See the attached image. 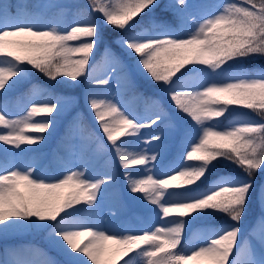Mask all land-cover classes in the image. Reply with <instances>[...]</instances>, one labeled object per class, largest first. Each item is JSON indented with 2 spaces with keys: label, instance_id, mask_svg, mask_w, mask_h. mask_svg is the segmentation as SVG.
Listing matches in <instances>:
<instances>
[{
  "label": "snow or ice",
  "instance_id": "6c2138e0",
  "mask_svg": "<svg viewBox=\"0 0 264 264\" xmlns=\"http://www.w3.org/2000/svg\"><path fill=\"white\" fill-rule=\"evenodd\" d=\"M45 7L0 0V144L9 146L0 149V236L47 231L63 259L45 264H264V213L259 254L240 239L251 207L264 205L256 179L264 177V69L244 67L264 59V0H89L90 17L67 29ZM102 45L111 74L125 71L121 57L131 60L129 83L150 78L159 106L145 119L90 91L114 159L104 169L68 160L49 175L28 153L55 131L63 99L49 94L12 119L9 98L37 75L52 88L84 79L107 88L111 74L97 77L93 67ZM194 73L201 82L187 78ZM226 114L239 118L223 125ZM121 177L104 224L101 201ZM132 206L143 224L117 222ZM6 254L0 264H32L22 250Z\"/></svg>",
  "mask_w": 264,
  "mask_h": 264
},
{
  "label": "trees",
  "instance_id": "16d2710c",
  "mask_svg": "<svg viewBox=\"0 0 264 264\" xmlns=\"http://www.w3.org/2000/svg\"><path fill=\"white\" fill-rule=\"evenodd\" d=\"M7 3H23L26 5L27 10L35 11L36 5L40 4L41 0H4ZM89 0H57L52 5H46L43 9L52 19L56 21V26L62 28H69L78 19L85 20L90 17ZM145 27H151L146 25L138 27L137 31H144ZM107 35L114 36L115 33L108 29ZM111 52L120 56V49L118 45L113 44ZM109 57L104 51L102 45L100 49L95 53V62L93 67L95 68L94 75L97 77H105V74L109 68ZM132 65V61L126 57H121V66L125 71L120 72L124 74L125 90L121 94L120 102L125 103L130 100L129 112L141 117L145 112L153 113L158 108L159 97L157 95V87L151 81L150 78H146L143 75L136 74L131 76L132 83H129L130 73L127 69ZM246 69L251 68L255 71L264 69V59L252 61L244 66ZM31 79V78H30ZM51 82L42 75H37L36 79L31 83L25 82L15 90L14 94L9 98L10 112L12 115L22 114L26 115L23 109L31 107V102L35 99L45 100L49 97V94L60 97L63 99L65 107L60 116L56 120L55 131L49 136L47 140L39 145L30 146L34 149H38L36 152L28 153L29 156L35 155L38 157V162L42 164L43 168L49 175H55V160L61 159L66 162V152L76 147H81L83 152V158L91 151L95 146L99 150V157L95 161L94 166L96 169H103L106 165L110 164L114 159V154L109 155L104 152V145L101 141H105L106 138L99 128L92 111L89 108L87 97L89 92L92 91L99 98L111 99L112 87L109 84L107 88L102 89H90L87 79H84L80 84H61L55 88L50 87ZM246 111V110H245ZM254 116V115H253ZM227 118H221L222 124L227 125L229 121H232L233 116L226 114ZM257 118V117H256ZM39 119V117H37ZM9 147L0 144V149ZM29 147V146H22ZM179 146H177V151ZM13 151H17L13 149ZM2 155V153H0ZM175 156V153L171 156L168 163H170ZM108 158V163L102 165V160ZM122 171V170H121ZM257 183L264 182V177L257 175ZM123 186L122 177L118 179L117 184L109 186L108 190L114 191L119 195V189ZM261 204L257 202L254 204L247 216L244 218L241 224L242 237L247 235L248 227L254 222L255 217L261 213ZM4 242H10L14 245L25 247H37L49 251L54 257V260H62L60 252L51 244L48 238V232L44 230H25L18 233H11L7 236H0V246ZM0 260L3 259V255H0Z\"/></svg>",
  "mask_w": 264,
  "mask_h": 264
},
{
  "label": "rangeland",
  "instance_id": "374dc122",
  "mask_svg": "<svg viewBox=\"0 0 264 264\" xmlns=\"http://www.w3.org/2000/svg\"><path fill=\"white\" fill-rule=\"evenodd\" d=\"M55 2H57V0H41L40 5H52ZM109 74H111V69L106 72L105 77L108 76ZM187 78L189 80L195 81L197 83L201 82V77L199 74H195V73L189 74ZM125 83L126 82L124 79V74H121V73L111 74V76H110V85L112 87L111 99L114 102H118V104L120 106H122L124 109H126L129 112L130 100H127V102H125V103L120 102L121 94L125 90V88H124ZM34 101H43V100L35 99ZM149 113L150 112H145L141 116V118L146 119L150 115ZM21 115L22 114H20V113L17 115H12L11 118L12 119H19ZM238 118L239 117H233L232 120L238 119ZM252 118H256V117L253 116ZM151 131L152 130L149 128H144V129L140 130V133L142 134V136L146 140L149 137ZM141 145L144 149H148L149 147H151V145L144 143L143 141L141 142ZM129 150H135V149L130 148ZM149 154H151V153H149ZM99 155H100L99 150H98L97 146H95L86 155L85 160H91L93 162V165H94V163L98 159ZM82 156H83V152H82L81 147H79V148L76 147V148L71 149L70 151H68L66 153V161H68V160L79 161L82 158ZM175 159H176V154H175V156L171 162H173ZM64 163L65 162L62 161L61 159L55 160V169H56L55 173H57V171L64 165ZM107 163H108V158H105L102 160V165H105ZM100 169H103V166L100 167ZM81 170H83V169H81ZM122 183H124L123 178H122ZM118 196L119 195L115 194L114 191H112V190H108L105 193L104 199L101 201V208L97 214L102 223L106 224L108 222V220L110 218L111 205H112L113 201L118 199ZM261 207H262L261 213H264V205L261 204ZM261 213L258 214L257 217H255L254 222L247 229V234H250L251 236L246 235V236L242 237V235L240 233V239H241L244 247L245 248H248V247L255 248L257 255L259 254V252L261 250V239H262L261 238V229H262V226L259 224ZM144 220H145V216L143 215L141 210L135 206H132V207L126 209L125 211H123L121 213V215L117 219V222L122 223L126 226H128V225L140 226L141 224H143ZM157 223H159V222H157ZM241 232H242V230H241ZM13 248L18 249V250H22L24 253V258L32 261V264H45V261L54 260V257L52 256V254H50L49 251H46L44 249H40L37 247H32V248L25 247V246L21 247L18 245H14L10 242H4V244L2 246H0V255H3V259H5V260L10 259V257L7 256L6 253L9 249H13ZM136 264H144L143 259L137 257L136 258Z\"/></svg>",
  "mask_w": 264,
  "mask_h": 264
}]
</instances>
